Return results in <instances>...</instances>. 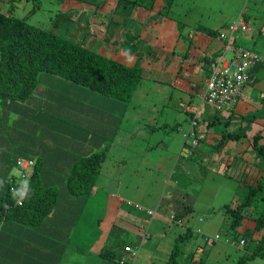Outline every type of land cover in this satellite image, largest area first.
<instances>
[{"label": "trees", "instance_id": "1", "mask_svg": "<svg viewBox=\"0 0 264 264\" xmlns=\"http://www.w3.org/2000/svg\"><path fill=\"white\" fill-rule=\"evenodd\" d=\"M87 2L78 0L72 6L75 9L81 3L87 5ZM101 2L116 5L125 2L128 9L138 11L144 19L143 26L139 28L149 46L148 52L154 46L155 50L161 48L159 56L175 55L174 48L181 33L177 22L165 14L166 6L162 0ZM116 5L110 9L115 10ZM119 7L122 8V5ZM88 15L89 29L95 35H101L97 27L99 22L93 19L94 13L89 12ZM94 21L97 23L95 28L92 25ZM227 25H223L224 28ZM223 29L203 31L206 45L201 47L202 53L191 61L190 66L197 61L202 66L207 62L208 66L213 55L209 57L204 50L210 48V42L219 41L215 40V36ZM240 31L244 32L241 29L236 32ZM235 39L234 43L240 45ZM184 52L183 57H187L188 49ZM115 56L97 52L83 42L34 26L12 14V10L6 13L0 11V260L6 258L9 248L19 244L23 230H42L46 235L47 227H51L53 235L50 231L49 239L60 243V247L54 245L51 254L47 255L49 257L55 250L65 247L67 238L64 240V236H67V231H74L81 203L97 186L96 180L106 160L104 148L109 145L105 137L115 135L116 123L134 104L132 97L141 79H147L146 69L139 65V59L134 63L135 56L131 62L117 60ZM174 69L175 78L182 64ZM186 78L195 82V87L188 91L190 98H180L184 112L188 113L191 121H195L191 128L193 137L196 139L195 136L199 135L202 140L211 141V148L206 154L208 158L216 156L212 162L218 164V168L222 164L223 173L232 174L229 170L235 158L243 162L246 172L242 181L239 178V184L245 186L243 197L223 209V213L229 216L230 228L239 227L235 230L238 240L243 239L244 244L249 240L253 242L251 251L241 255L236 264H247V260L253 257L264 259V129L263 133L259 130L250 138H245L252 122L262 120L264 127V107L241 113L235 122L238 130H228V124L237 119L230 113L223 120L220 117L207 118L203 125L205 130H198L195 126L203 113L190 103L196 95L202 104L210 108L202 100L205 84L200 76ZM199 88L200 93H197ZM173 104L176 105L175 102ZM100 114H104L107 121L104 116L92 118ZM244 119L246 126L242 127L240 122ZM222 122L219 133L213 130L215 126L221 127L219 124ZM112 123L115 125L111 126ZM211 133L216 135L215 140ZM201 139H196L191 145H197ZM103 140L106 144L102 147ZM184 144L188 147L186 141ZM246 155L253 157L245 160ZM233 156L237 157L230 158ZM250 158L253 161H249ZM19 159H25L30 164L22 167ZM11 165L19 169L18 177L11 173ZM244 172L237 173V177ZM18 201L20 204H17ZM174 210L169 214L172 217L168 221L179 226L180 230L174 236L163 264H176L181 255L197 254L199 248L192 249L190 244H206L218 237H211L205 230L203 232L189 224L188 216L192 211L189 204L183 205L181 210ZM245 219L251 222L247 223ZM198 220L202 222L203 218ZM57 222L59 229L54 225ZM121 242H124L122 238ZM117 252L111 246H104L100 255L118 260L121 256ZM30 254L29 251L17 252L10 261H13L12 264H29L24 257ZM65 255L61 253L53 264H73L64 258ZM0 264L5 263L1 261Z\"/></svg>", "mask_w": 264, "mask_h": 264}, {"label": "rangeland", "instance_id": "2", "mask_svg": "<svg viewBox=\"0 0 264 264\" xmlns=\"http://www.w3.org/2000/svg\"><path fill=\"white\" fill-rule=\"evenodd\" d=\"M76 1L78 0H0V11L6 13L12 10V14L34 26L51 30L88 46L98 44L94 43L95 39L88 42L89 36H86V33L87 28L90 27V18L87 13L89 10L78 7L79 13L72 6ZM86 1L99 2L100 0ZM162 3L166 6L165 14L177 22V29L181 33V38L174 48L176 57L180 58L183 51L188 49V55L195 61L203 51L198 45L195 46L196 40L202 41L206 35L202 30L217 31L224 28V23L228 24L237 19H241V23H244L246 27V29L243 28L244 32L234 33L237 44L259 52L264 57V29H262L264 28V0H162ZM83 23L86 24L83 25ZM92 25L95 28L97 23L94 21ZM122 26L121 23H108L107 27L104 26L102 30L108 42L107 50H110L111 56L116 52V47L120 45ZM127 28L130 35L134 36L132 34L134 27L127 25ZM135 31L137 33L136 27ZM191 33V37H188L187 35ZM132 36L127 37L125 42L135 41L133 46L135 54L139 58V65L147 67L149 71H146L145 76L149 77L141 79V83L132 97L134 104L129 106L127 112L116 123L115 135H108L109 137L106 135L105 138L109 141L107 142L109 145L107 146L106 140L101 142L102 147L106 144V148H104L106 160L95 185L101 186L105 182L102 180H107L111 189L118 187L120 190H124L120 192L128 196V199L133 198V205H136L139 210L143 206L147 209L155 208L156 196L169 194V190H166L165 193L162 191L166 186L184 188V191L192 197L189 204L192 208L188 216L189 224L197 226L203 232L205 230L211 237L214 235H218V237L210 243L202 244L200 242L202 249L199 248L197 254L181 255L177 258L176 264H236L241 255L251 251L253 242L249 240L244 245L238 244V232L235 230L239 227L234 230L230 228L229 216L223 213V209L225 205H231L243 197L245 186L240 185L239 182L244 179L246 172L242 173L243 177H237L236 173L241 161L234 159L229 170L231 173L234 172L230 174L231 176L228 172L217 173L218 164L213 163L206 154L211 148V144H206V138L202 140V136L196 135V139L201 140L197 145H191L192 142L194 143L191 138L193 135L189 132L191 119L188 113L184 112V104L180 99L185 96L190 98L188 91L195 87V82L188 80L187 75L184 76L185 73L195 76L199 73L200 77L207 78L209 71L206 66L201 65L202 67L200 70L198 68L196 74L190 70L191 68H187L191 63V59H189L188 63H183L184 68L178 70V75L175 78L172 70L159 72L167 70L171 55L170 57L167 54L158 56L157 51L154 52L153 48L147 54L146 50L149 47L142 45L141 42L138 43L139 40ZM189 40L192 42L188 43ZM162 48L168 50L166 47ZM118 52L119 54L115 56L117 60L121 59L125 53H132V50L126 47L123 49L120 46ZM136 62L138 61L136 60ZM153 70L156 73L151 72ZM259 91L263 98L249 102L247 108L251 112L264 107V78L260 81ZM247 101L248 99L245 98H241L239 101V114L244 112L245 107L243 108V106ZM190 104H193L195 108L199 107L200 112L204 114L203 121H201L203 114L198 117L195 126L198 130H205L203 125L207 118L220 117L223 120L226 117L225 112L216 111L202 104L196 95H193ZM102 116L106 119L104 114L92 118L97 119ZM262 118L264 120V117ZM244 120L246 122V119ZM113 125L115 124L112 123L111 126ZM222 125L223 122L219 124L220 129L218 127L215 129L220 131ZM227 127L228 130L239 129L235 122H230ZM188 132L189 135L186 136ZM213 134L211 133V136ZM215 139L216 135L214 134L213 140ZM185 141L188 147L184 144ZM246 144L248 143L246 142ZM250 156L253 157L246 155L245 160H248ZM234 157L237 156L230 158ZM249 161H253V158H250ZM11 173L18 177L20 171L15 165H11ZM174 179L179 181L178 184L173 181ZM174 195H183V193L178 192ZM87 201L85 209L93 206V195ZM175 208L177 207H171V209ZM166 209L169 211L168 208ZM179 209H182L181 206ZM88 211L91 212V208ZM199 217L203 218L202 222L198 220ZM162 221L156 231L154 223L148 225L147 244L143 247L141 244L139 259L142 264L145 260H149L150 255L157 253L155 246L158 241L160 246L156 259H160L159 262L163 263L168 256L174 236L179 232V229L176 225L169 229L165 221ZM245 221L251 222L250 219H245ZM120 237L130 241V237L126 236V233ZM135 242L140 243L136 240ZM191 246L192 244L189 245V247ZM87 259H89L87 253H77L73 258L74 264H79L78 261ZM247 264H264V259L253 257L247 260Z\"/></svg>", "mask_w": 264, "mask_h": 264}, {"label": "crops", "instance_id": "3", "mask_svg": "<svg viewBox=\"0 0 264 264\" xmlns=\"http://www.w3.org/2000/svg\"><path fill=\"white\" fill-rule=\"evenodd\" d=\"M119 3L117 5H116V3H113V4L112 3H105V2L102 3L100 0L99 2H90V3L87 2V5H85L86 7L81 5V4H83V3H81V4L77 5V8L75 7V9L78 10V7H84L86 9L88 8L89 12L94 13L93 19L98 20V22H99L98 30L102 34L101 35L100 34L95 35L88 28L86 36L87 35L89 36L88 42H91L95 39L94 43L95 42L98 43V44L89 45L90 47H92L96 51L103 53V54H106V55L111 56V53H110V50H107L106 44L108 42H107L105 36L103 35L104 32L102 30L104 29V26L107 27L108 23H110V24L111 23L112 24L113 23H116V24L121 23L123 26L121 27V30H120L121 42H119V44H120L119 47L122 46L123 49H125V47L128 49H131L132 53H125L121 57V59H119V60L131 62L133 56H135L134 63H136V60H138L139 58L135 54L136 51H135L134 46H133L135 41L129 40V43L125 42V39L127 37L132 36L129 33V29L127 28V25H130V27H134L132 30V34H134V36H132V37L134 39L139 40L138 43L141 42L142 45L147 46V43H144L145 40H144V37L142 35V30L139 28V27L143 26V23H144L143 20L144 19L141 18V16L139 15L140 13L138 11L133 12V9H128V7H127L128 5L125 2L120 3V5H119ZM113 5H116V7L117 6L118 7L115 10L110 9V7ZM121 5H122V8L119 7ZM89 12H87V13H89ZM79 13H80V11H79ZM223 25H225V23ZM135 27L137 29V33L135 31ZM262 27H263V25H262ZM262 29H264V28H262ZM203 31H206V30H202V32ZM203 33L205 34V32H203ZM191 35H192V33L190 35H187V36L191 37ZM215 40H216V38H215ZM205 43H206L205 40L204 41L203 40L202 41L196 40L195 46L198 45L201 48L204 46ZM103 45H105L106 47H104ZM209 45H210V48L205 49L204 51H206V54L209 55V57H210L211 54H213V53L216 54L219 47L221 46V43L219 41L217 42V40H216L215 42H210ZM119 47L118 46L116 47L117 50L112 56L119 54V52H118ZM147 47H149V46H147ZM153 47H151V49ZM112 51H115V50L113 49ZM155 51H157L158 56L162 54L161 48L158 50L154 49V52ZM184 51H183V55L185 54ZM146 53L149 54V52L147 50H146ZM259 54L262 55L261 53H259ZM183 55L180 56V58L176 57L175 55L172 57L169 56L170 61H169V65L167 66V69L169 67H171L170 70H173L174 67L176 68L179 63H181L182 67L184 68L183 63H188L189 59H191V61L193 60L189 55H187V57H183ZM200 66H201L200 63L197 61L196 64L191 65V66L189 65V67L187 66V68H189V69L191 68L190 70H192L196 73L198 71V68L200 70V68L202 67V66L201 67ZM205 66L207 69L209 68V64L207 66V62H206ZM143 68L146 69L145 71H149L146 66H144ZM153 71H154V73L156 72L155 70H153ZM159 72H166V70L159 71ZM189 75L190 74H186V73L184 74V76H186V77H188ZM191 76H195V75L191 74ZM197 76H199V73L197 74ZM154 78H155V76H154ZM204 78H202V79L204 80ZM263 78H264L263 67L261 65L255 66L250 72V76H249L248 81L243 86V90H242V94H241L242 96L240 97V99L238 100V102L235 105V110H234V113H232V114H235L234 117L237 119H235L234 122H237V120H239L240 114L238 112V105H239V101L241 100V98L248 99V101L243 106V108L245 107L244 112H246L248 110L247 107L249 105V102L258 100V98H263V95L259 91V84H260V81L263 80ZM54 84H56V83H54ZM261 122H262V120H257V122H252L250 124V126L248 127V130L246 131V137H245L246 139L250 138L256 131L260 130L263 133L264 127L262 126ZM240 124L242 127L246 126L245 121L240 122ZM217 132L219 133V131H217ZM210 143H211V141H209V140L206 142V144H210ZM206 153H208V152H206ZM215 158H216L215 155H213L212 157H209V159L211 161H214ZM235 159H237V158H235ZM240 159L244 160L243 158H240ZM223 171H224V168H223L222 164H220V167L217 169V173L218 172L223 173ZM244 171L245 170L243 168V162H241L240 167L237 170V173H241ZM232 173H234V172H232ZM229 176H231V175H229ZM241 177H243V176H241ZM103 181H105V182H103ZM173 181L176 184H178V182H179L176 179H174ZM102 182H103V185H101V186L97 185L95 190L91 193V195H89L81 203V206L79 209L80 214L78 217V222H77L76 226L74 227V231H72V232L67 231V236H64V240L67 238V241L65 242V247L62 250H58V251L55 250L54 253L50 257L47 256L48 254H51V252L53 251L52 247H54V245L58 248L60 247V243L54 242L52 239H49L50 231H51V235H53V231H52L50 226L47 227V234L46 235H44L42 233V230H36V231L34 230L33 232H28V231L23 230L19 244L12 247V248H9L7 250L8 251L7 254H5L6 258L5 259L3 258V260H0V262L3 261V263H5V264H8V262L10 264H12L13 261H10V260L13 259L14 255L17 252H28L29 251L31 253L30 254L31 256L24 257L25 260L29 264H53L60 257L59 255L63 252L66 253V255H65L66 257H64V258L66 260L72 262L73 264L75 262L73 260V258L76 257L77 253H80V254L87 253L89 255V259L83 260V261H78L79 264H118L117 258H116V260L108 259V258H104L100 255V251L104 246H111L115 250L118 251L117 254L127 256L123 251L122 244H125L128 242H129L128 244L137 243V242H134L136 240V241H140V244H142V247H143L145 244H147V241H146V239L144 240V242H142L140 240V237L142 236L141 232L146 230V232L148 233L149 223H151L150 225H152L154 223V229L156 231V229L163 222L162 220H164L166 223V226H168L169 229H172L173 224L168 223L169 222L168 218H169V214L171 212H175V210L171 209V207H177L179 209L180 206H181V208H183V205H188L191 203L192 197H191V195H189L188 193H186L184 191V188L181 189V188H177L175 186H171V187L166 186V188L162 191H163V193H165L166 190H169L168 191L169 194L168 195L163 194V195H157L156 196V198H155L156 199V202H155L156 207L155 208L151 207L152 210L155 211V214L151 217L149 223L146 224V221L149 218H148L146 212L144 211V209H147V208H145L144 206L141 210L135 208V206L133 205L134 202H132L133 198L128 199V196H126L120 192V191H124V190H120V188H118V187H116L115 189H111L107 180H102ZM188 182H189V180L187 181V184H188ZM165 183L168 185L167 182H165ZM111 184H113V183H111ZM171 191L174 193H172ZM178 192L183 193V195H174L175 193H178ZM92 195H93V199H94L93 206L87 207L85 209L84 207L88 204L87 200ZM149 196L153 197L154 195H149ZM173 196H175L176 198H172ZM188 200H189V202H188ZM182 201H183V203H182ZM184 203H186V204H184ZM89 208H91V212L88 211ZM166 208H168L169 211ZM123 218H125V219H123ZM188 222H189V220H188ZM58 224H59V222L54 223V225L56 226L57 229H59ZM169 225H172V226H169ZM177 228L180 230L179 226H177ZM124 233H126V236L130 237V241L124 239V242L122 243L121 242L122 237H120V236L124 235ZM119 239H120V241H119ZM7 245L11 246L12 244L7 243ZM159 246L160 245H159V241H158L156 243V246H155V249H157V253L155 255H150L149 260H147V261L145 260L144 264H154L153 262H155V264H160V262H159L160 259L159 260L156 259V255H158V249H159L158 247ZM196 247L202 249L200 243L193 244L191 248L193 249ZM140 251H141V249H140ZM200 253H201V251H200ZM140 255H141V253L138 255L137 259L136 258L134 259L133 264H142L140 259H139ZM125 258L128 262L130 261L129 258H127V257H125Z\"/></svg>", "mask_w": 264, "mask_h": 264}, {"label": "built area", "instance_id": "4", "mask_svg": "<svg viewBox=\"0 0 264 264\" xmlns=\"http://www.w3.org/2000/svg\"><path fill=\"white\" fill-rule=\"evenodd\" d=\"M241 21H232L216 35L222 44L210 61L209 76L204 79L205 86L202 91V100L215 110H231L241 95L242 86L247 81L250 70L255 65L264 67V57L234 43V33L238 29L244 30L245 27ZM18 163L22 167L30 164L25 159H19ZM17 203L20 204V201ZM242 243L243 240H240V244ZM126 250H129V247H126Z\"/></svg>", "mask_w": 264, "mask_h": 264}, {"label": "clouds", "instance_id": "5", "mask_svg": "<svg viewBox=\"0 0 264 264\" xmlns=\"http://www.w3.org/2000/svg\"><path fill=\"white\" fill-rule=\"evenodd\" d=\"M231 23V22H230ZM85 23H83V25H84ZM229 24V23H228ZM246 26H247V24H246ZM87 31H88V28H87ZM244 31H245V29H244ZM217 35V34H216ZM216 37V36H215ZM217 39V38H216ZM220 41V40H219ZM220 43L222 44V42L220 41ZM90 47V46H89ZM148 51V50H147ZM98 52V51H97ZM259 54V53H258ZM213 55V57L215 56V53H213V54H211L210 56H212ZM260 55V54H259ZM260 56H262V55H260ZM263 57V56H262ZM213 59V58H212ZM210 64V63H209ZM255 66H259V65H255ZM254 66V67H255ZM253 67V68H254ZM252 68V69H253ZM251 69V70H252ZM251 70H250V72H251ZM263 70H264V67H263ZM208 71H209V68H208ZM249 76H250V73H249ZM205 79V78H204ZM248 79H249V77H248ZM248 79H247V81H248ZM246 81V82H247ZM245 82V83H246ZM245 83L243 84V86L245 85ZM243 86H242V90H243ZM241 94H242V91H241ZM242 95H240L239 96V99H240V97H241ZM238 99V100H239ZM238 100H237V102H238ZM236 102V103H237ZM236 105V104H235ZM211 108V107H210ZM215 110V109H214ZM234 110H235V106L231 109V110H228V111H223V112H225L226 114V116H227V114H232V113H234ZM216 111H222V110H216ZM194 122V123H193ZM194 124H195V121H191L190 122V129H189V132L191 133V135H193V132H191V128H192V126H194ZM217 126H215L214 127V129L213 130H217V129H215ZM219 129L221 128V127H218ZM218 129V130H219ZM187 136L189 135V134H186ZM191 138H193V141H194V143H195V138L192 136ZM193 142H192V144H194ZM18 204V203H17ZM135 208H136V205H135ZM138 209V208H137ZM148 210H150L151 212L150 213H148L147 211ZM144 211L146 212V214H147V216H148V220L146 221V224H148L149 223V221H150V219H151V217L155 214V211L154 210H152V209H144ZM171 216V215H170ZM169 216V218H171ZM170 223V222H169ZM174 225V224H173ZM169 226H172V225H169ZM142 233V236L140 237V240L142 241V242H144V240L146 239V230L145 231H143V232H141ZM241 240H243V239H241ZM135 242V241H134ZM129 243V242H128ZM128 243H125L122 247H123V251H124V253L127 255V256H124V255H120L121 257L117 260V262H118V264H133V261H134V259L136 258H138V255H139V252H140V249H141V244L140 243H131V244H128ZM204 244V243H203ZM233 244V243H232ZM238 244L239 245H244V240H243V243L242 244H240V240H238ZM126 247H129V250H126ZM239 247V246H238ZM125 257H127V258H129L130 259V261L128 262L127 260H126V258ZM154 264H155V262H153ZM160 264H162V263H160Z\"/></svg>", "mask_w": 264, "mask_h": 264}]
</instances>
